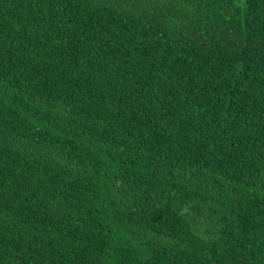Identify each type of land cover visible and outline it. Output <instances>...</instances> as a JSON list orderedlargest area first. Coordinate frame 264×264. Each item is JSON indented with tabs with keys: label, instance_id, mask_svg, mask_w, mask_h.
<instances>
[{
	"label": "trees",
	"instance_id": "trees-1",
	"mask_svg": "<svg viewBox=\"0 0 264 264\" xmlns=\"http://www.w3.org/2000/svg\"><path fill=\"white\" fill-rule=\"evenodd\" d=\"M0 264H264V0H0Z\"/></svg>",
	"mask_w": 264,
	"mask_h": 264
}]
</instances>
